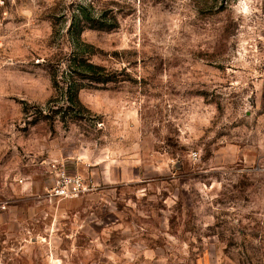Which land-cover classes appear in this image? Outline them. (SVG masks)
<instances>
[{"label": "rangeland", "instance_id": "obj_1", "mask_svg": "<svg viewBox=\"0 0 264 264\" xmlns=\"http://www.w3.org/2000/svg\"><path fill=\"white\" fill-rule=\"evenodd\" d=\"M78 5L114 79L62 123ZM0 264H264V0H0Z\"/></svg>", "mask_w": 264, "mask_h": 264}, {"label": "trees", "instance_id": "obj_2", "mask_svg": "<svg viewBox=\"0 0 264 264\" xmlns=\"http://www.w3.org/2000/svg\"><path fill=\"white\" fill-rule=\"evenodd\" d=\"M76 11L77 14H74L68 28L73 48L66 55L63 65L49 72L52 87L59 93L61 104L58 105V100H53V104L48 108L50 116L45 115L44 117L53 121L57 119L62 123H66L67 120L71 123L79 122L83 119L84 113L90 114V111L79 100L81 90L104 87L114 79L104 67L91 62L92 47L80 40L85 29L110 31L112 28H105V24L93 20L83 5H78ZM79 18L88 21L89 26H80ZM61 112L62 114H60ZM66 116H68L67 120Z\"/></svg>", "mask_w": 264, "mask_h": 264}, {"label": "built area", "instance_id": "obj_3", "mask_svg": "<svg viewBox=\"0 0 264 264\" xmlns=\"http://www.w3.org/2000/svg\"><path fill=\"white\" fill-rule=\"evenodd\" d=\"M89 184L80 176L61 175L56 185L49 192L50 197L67 199L87 193Z\"/></svg>", "mask_w": 264, "mask_h": 264}]
</instances>
